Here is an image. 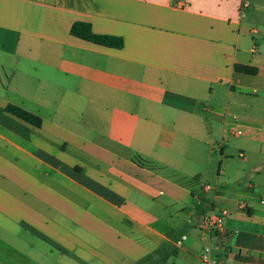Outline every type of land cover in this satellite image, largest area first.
<instances>
[{"label": "crops", "instance_id": "obj_1", "mask_svg": "<svg viewBox=\"0 0 264 264\" xmlns=\"http://www.w3.org/2000/svg\"><path fill=\"white\" fill-rule=\"evenodd\" d=\"M227 131L261 145L249 183H189ZM222 208L229 263L264 264V0H0V264H202Z\"/></svg>", "mask_w": 264, "mask_h": 264}, {"label": "rangeland", "instance_id": "obj_2", "mask_svg": "<svg viewBox=\"0 0 264 264\" xmlns=\"http://www.w3.org/2000/svg\"><path fill=\"white\" fill-rule=\"evenodd\" d=\"M240 131H242V128H239ZM244 133L241 135H234L229 133V131L226 132L224 138L219 137L218 140L214 142L213 144H216L215 149L213 150V155L215 156V160H213L212 168L209 170L211 174L209 175H198L195 176L198 177L197 180H199L200 185L201 184H209L212 188L214 186V181L209 179V176L213 174V176H216V169L218 168L219 174L222 173V169L224 168L226 172L232 173L233 175L240 174L238 179H229L227 181H232L235 184L240 185H247L249 183V180L247 178L249 169L252 166L249 162H245L243 159V155H247V151H254L258 152L260 150V143L251 142V144H247L244 138ZM223 136V135H222ZM222 142V145L224 144L225 150L222 152L224 154H220V147L217 146V143ZM221 146V144H219ZM208 148V146H206ZM247 149V150H246ZM204 153L202 150H199V153ZM244 153V154H243ZM242 154V155H240ZM222 156L223 164L221 168L218 167V157ZM198 169L200 170L202 168L201 165H198ZM198 170V171H199ZM259 172L263 173V169L260 168ZM254 174H257L256 172ZM192 176V177H195ZM254 200L258 201V198L260 195H263V192L260 190H255L253 193ZM179 259L178 258H171L168 261V264H178Z\"/></svg>", "mask_w": 264, "mask_h": 264}, {"label": "built area", "instance_id": "obj_3", "mask_svg": "<svg viewBox=\"0 0 264 264\" xmlns=\"http://www.w3.org/2000/svg\"><path fill=\"white\" fill-rule=\"evenodd\" d=\"M242 5H246V3H242ZM201 188L209 190L212 187L209 184H201ZM260 202L262 203L263 200ZM236 205L240 209L247 207V204L240 200ZM229 213L228 209L222 208L218 211L211 210L199 215L196 227L200 235L206 240L200 253L202 264H230L227 260L228 246L226 241L230 232L224 224V219ZM233 232L237 233V230Z\"/></svg>", "mask_w": 264, "mask_h": 264}, {"label": "trees", "instance_id": "obj_4", "mask_svg": "<svg viewBox=\"0 0 264 264\" xmlns=\"http://www.w3.org/2000/svg\"><path fill=\"white\" fill-rule=\"evenodd\" d=\"M70 34L85 39L97 44L111 46V47H121L123 42L120 37L107 35V34H95L91 30V26L87 22L76 21L70 26ZM235 69L248 74H254L255 69L249 66L235 65ZM5 110L13 114L14 116L34 125H40V117L32 112H29L17 105L7 104ZM189 183L194 184L197 182V177H193L188 180ZM162 260L156 257L155 254H148L141 260L137 261L135 264H162Z\"/></svg>", "mask_w": 264, "mask_h": 264}]
</instances>
